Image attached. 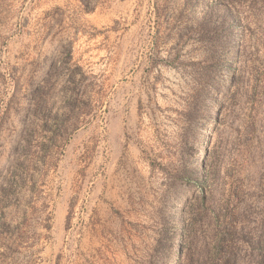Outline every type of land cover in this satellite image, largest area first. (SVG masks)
<instances>
[{
  "label": "rangeland",
  "instance_id": "1",
  "mask_svg": "<svg viewBox=\"0 0 264 264\" xmlns=\"http://www.w3.org/2000/svg\"><path fill=\"white\" fill-rule=\"evenodd\" d=\"M208 244L264 264V0H0V264Z\"/></svg>",
  "mask_w": 264,
  "mask_h": 264
},
{
  "label": "trees",
  "instance_id": "2",
  "mask_svg": "<svg viewBox=\"0 0 264 264\" xmlns=\"http://www.w3.org/2000/svg\"><path fill=\"white\" fill-rule=\"evenodd\" d=\"M209 194H210V191H206V189H202L201 190V196L196 198V201H201L203 203H209V199H207ZM184 213L186 214V216H188L186 221H189L191 223L192 219L189 217V214H191V213L188 211L187 205H185V207H184ZM199 215L204 218V222L206 223L207 227H211L212 219L214 221V219L217 220V217H218V214L216 213V211L214 212V208L213 207L212 208H210V207L209 208H204V209H198L197 208L195 216H199ZM161 221H162L161 224L163 226V230H162L163 231L162 232L163 233L162 234L163 235V239L166 241L169 249L172 250L174 248V246L177 244L176 241L178 240V236L179 235L174 233V231L169 232V227H168L169 223H168V220H166L164 218V216H162ZM182 226H183V229H182L183 230V235H182L181 239H182V242H184L185 239L189 238L188 237L189 226L186 223H183V222H182ZM184 234H186V236ZM210 237L212 239L211 240L212 244H214V235L213 236L210 235ZM181 246H182V244L180 243L179 247H181ZM208 246H209V244L207 245V249L204 247V249H203L204 253H203L202 257L199 256L201 264H208V262H206V259L209 258L210 254H211V252L213 250V248H212V250L208 249ZM199 257L195 261V264H199ZM148 264H152V263L149 262ZM210 264H214V261H211Z\"/></svg>",
  "mask_w": 264,
  "mask_h": 264
}]
</instances>
